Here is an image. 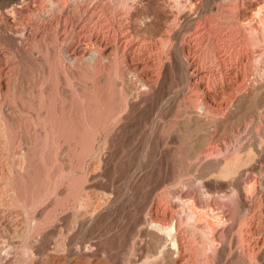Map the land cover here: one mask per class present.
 <instances>
[{
    "label": "rangeland",
    "instance_id": "1",
    "mask_svg": "<svg viewBox=\"0 0 264 264\" xmlns=\"http://www.w3.org/2000/svg\"><path fill=\"white\" fill-rule=\"evenodd\" d=\"M65 1L0 0L2 202L63 264H264V0Z\"/></svg>",
    "mask_w": 264,
    "mask_h": 264
},
{
    "label": "bare ground",
    "instance_id": "2",
    "mask_svg": "<svg viewBox=\"0 0 264 264\" xmlns=\"http://www.w3.org/2000/svg\"><path fill=\"white\" fill-rule=\"evenodd\" d=\"M3 1V0H2ZM10 1V0H9ZM16 1V0H14ZM20 1V0H19ZM65 1V0H64ZM12 2V0H11ZM66 2V1H65ZM8 3V2H7ZM64 3V2H63ZM3 4V2H2ZM6 4V3H5ZM1 5V4H0ZM14 5V4H13ZM39 8V7H38ZM11 11V10H10ZM43 11V10H42ZM264 20V19H263ZM28 22V20H26ZM31 23V22H30ZM26 25V24H25ZM28 25V24H27ZM38 30V29H37ZM38 43V42H37ZM97 44L101 47V51L97 50L93 53V56L90 58L91 62L93 64L94 67V71L95 73H97L101 67H102V63H103V59L105 60V58H103V53L105 52V47L106 45L103 44L102 41H97ZM73 57V61H80L81 59H83V57L81 56V52L77 49L74 50V52L71 54ZM91 66V65H90ZM88 66V68L90 67ZM90 69V68H89ZM92 72V71H91ZM94 74V73H93ZM97 75V74H96ZM95 76V75H94ZM40 93V92H39ZM41 94V93H40ZM53 101V100H52ZM51 102V101H49ZM46 104V103H45ZM49 104V103H48ZM53 105V104H52ZM50 107V106H49ZM52 110V109H51ZM53 112V111H52ZM51 119V118H50ZM106 121V120H105ZM123 121V120H122ZM1 123V122H0ZM1 127V126H0ZM4 130V129H3ZM21 163V162H20ZM20 163H18L19 165H21ZM18 165V166H19ZM17 166V167H18ZM2 171H0V179L2 178ZM11 193V201L7 202V203H3L2 199H1V191H0V231L4 232L6 231L5 229V225L2 224V221L8 216L11 217V222H13L14 224H12L13 226L15 225V230H14V235L13 237H18L22 239V243L20 245L16 244V242L13 241V239H11L13 242L10 241V243H6L2 246H0V264H21L23 262V259H26L28 257H31L32 259V263L34 264H63V260L64 257L62 256H49V257H45L44 255H46V253L44 254V250H43V246L45 244L42 243V238L41 236L37 237V238H33L32 236L36 233L33 234V232L35 230L38 229V227L40 226V218L42 217L43 214H41V211L38 212V214H35V216L33 218H29V216L27 217L28 214H26L25 209L23 210L22 213H24V216L22 213H18L20 215H22L21 217H23V223H19L18 221H20V218L18 217V214H14L15 213V209H17L18 206H16L17 199L21 197H19V194H17L16 190H14L12 188ZM80 200V201H79ZM78 202H80L78 204L77 208H81L84 209L86 213H88L90 219L93 217L94 212H91L92 210V204H90L89 202L86 201V199L84 197L79 198ZM23 201V200H22ZM21 202V201H20ZM24 203V202H23ZM96 204V203H94ZM19 205V204H18ZM26 205V204H20V206ZM193 207V205H192ZM20 208V207H19ZM27 209V207H26ZM40 209V208H39ZM192 209V208H191ZM18 210V209H17ZM28 210V209H27ZM78 210V209H77ZM21 211V210H20ZM19 211V212H20ZM34 211V210H33ZM37 212V211H36ZM193 212V211H192ZM30 213V212H29ZM14 214V215H13ZM32 214V213H31ZM196 215V213H195ZM194 217V216H193ZM201 217V216H200ZM199 217V218H200ZM15 219V220H12ZM18 218V219H17ZM192 218V217H191ZM10 219V218H9ZM22 219V218H21ZM42 219V218H41ZM7 220V219H6ZM43 220V219H42ZM153 220V219H152ZM151 221V220H150ZM17 222L20 224V226H18ZM155 220H153V224ZM6 223V222H5ZM47 223V222H46ZM207 223H211V222H207ZM11 224V223H10ZM151 224V223H150ZM149 224V225H150ZM169 224V223H168ZM212 224V223H211ZM215 224V223H214ZM42 225V224H41ZM44 225V224H43ZM210 225V224H209ZM213 225V224H212ZM216 225V224H215ZM11 226V225H10ZM214 226V225H213ZM46 227V226H44ZM150 227V226H149ZM153 227V226H151ZM150 227V229H151ZM175 226H172L171 224L169 225H165V223L163 225L159 224L156 222L155 224V230L154 232H159L161 233L163 236H165L164 240H168L170 237H172L173 232H175ZM211 228V226H208ZM146 228V227H145ZM177 228V227H176ZM214 228V227H213ZM150 229L146 230V231H150ZM215 229V228H214ZM45 230V229H44ZM153 230V229H151ZM213 230V229H211ZM46 231V230H45ZM44 231V232H45ZM41 232V231H40ZM39 232V234H40ZM147 233V232H146ZM3 234V233H2ZM2 234H0V237H2ZM33 234V235H32ZM149 234V232H148ZM36 236L38 234H35ZM42 235V233L40 234ZM32 237V238H31ZM47 238V237H46ZM163 238V237H162ZM161 238V240H162ZM1 239V238H0ZM48 239V238H47ZM172 239V238H171ZM173 240V239H172ZM156 241H159V239H157ZM163 241V240H162ZM161 241H159L158 243H160ZM5 243V241H4ZM66 243V241H65ZM64 243V244H65ZM157 243V244H158ZM167 243V242H162ZM175 243V241L173 242V244ZM178 243V242H177ZM176 243V244H177ZM175 244V245H176ZM168 245V244H166ZM163 246V245H162ZM177 246V245H176ZM48 247V246H47ZM173 247V245H172ZM52 248V247H51ZM170 249V248H169ZM175 249V248H174ZM7 250V251H5ZM166 250V249H165ZM164 250V251H165ZM48 253V252H47Z\"/></svg>",
    "mask_w": 264,
    "mask_h": 264
}]
</instances>
